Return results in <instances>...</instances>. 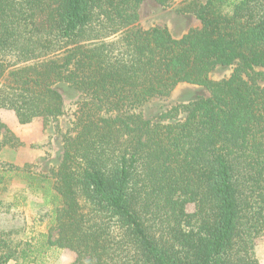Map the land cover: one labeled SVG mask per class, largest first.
Masks as SVG:
<instances>
[{
  "label": "trees",
  "instance_id": "obj_1",
  "mask_svg": "<svg viewBox=\"0 0 264 264\" xmlns=\"http://www.w3.org/2000/svg\"><path fill=\"white\" fill-rule=\"evenodd\" d=\"M144 1L0 0V111L48 122L65 114L57 85L81 97L60 165L35 175L60 204L30 240L0 229V264H260L264 0H155L201 22L180 38L139 26ZM220 66L232 75L211 80ZM182 83L210 96L138 112ZM6 146L22 142L0 116Z\"/></svg>",
  "mask_w": 264,
  "mask_h": 264
},
{
  "label": "rangeland",
  "instance_id": "obj_2",
  "mask_svg": "<svg viewBox=\"0 0 264 264\" xmlns=\"http://www.w3.org/2000/svg\"><path fill=\"white\" fill-rule=\"evenodd\" d=\"M175 7L176 4L165 8L155 0H145L139 10V26L145 30L154 27L167 28L176 38L201 27V22L194 16L180 15L175 11ZM233 70L231 66H220L210 74L211 80L227 79ZM57 89L64 98L65 114L56 120L44 122L37 119L22 125L12 112L0 111L4 123L22 142V146L17 148L6 146L0 150V169L7 170L9 166L23 168L29 164L30 176L35 179L31 183L29 178L20 174L21 172H11L8 173L5 184L0 186V229L13 232L16 241H27L45 232L53 208L60 204V197L53 189L52 180L39 181L38 176H35L51 175L53 169L62 161L66 138L74 135L73 122L81 100L80 94L67 84L61 83L57 85ZM209 96L210 91L203 86L182 83L168 97L155 98L142 106L138 112L146 119L154 120L174 106ZM188 210L192 211L193 206L190 205ZM255 255L260 264H264V240L257 243ZM74 260L75 254L64 250L52 254L49 264H73Z\"/></svg>",
  "mask_w": 264,
  "mask_h": 264
},
{
  "label": "crops",
  "instance_id": "obj_3",
  "mask_svg": "<svg viewBox=\"0 0 264 264\" xmlns=\"http://www.w3.org/2000/svg\"><path fill=\"white\" fill-rule=\"evenodd\" d=\"M4 122V121H3ZM9 127V126H8Z\"/></svg>",
  "mask_w": 264,
  "mask_h": 264
}]
</instances>
